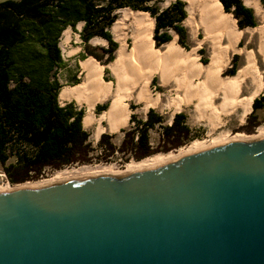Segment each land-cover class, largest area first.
<instances>
[{"label":"water","instance_id":"95a60500","mask_svg":"<svg viewBox=\"0 0 264 264\" xmlns=\"http://www.w3.org/2000/svg\"><path fill=\"white\" fill-rule=\"evenodd\" d=\"M0 264H264V138L0 194Z\"/></svg>","mask_w":264,"mask_h":264},{"label":"trees","instance_id":"16d2710c","mask_svg":"<svg viewBox=\"0 0 264 264\" xmlns=\"http://www.w3.org/2000/svg\"><path fill=\"white\" fill-rule=\"evenodd\" d=\"M152 0H8L0 3V162L12 184L39 177L47 168L61 169L75 164L109 162L121 154L122 165L131 160L141 161L160 152L179 149L195 139L197 133L187 123L184 112L175 115L172 124L151 109L147 119L135 114L134 125L123 130L121 145L113 142L114 135L103 134L98 149L84 128L83 109L73 104L62 106L59 95L62 84L59 73L65 63L60 39L68 28L80 32L86 44V54L102 63L116 59L118 43L110 31L118 19L117 12L130 8L149 13L156 21L154 45L158 49L173 40L170 30L179 35V45L189 49L188 31L183 22L188 18L185 3L176 1L164 10L151 6ZM226 13L234 15L238 28H255V12L244 0H220ZM102 38L109 43L92 47L89 42ZM243 42H240V47ZM86 55L82 59H86ZM233 67L228 74H236ZM156 82V79H154ZM108 104L97 110H107ZM264 109V96L256 98L247 126L258 127L256 112ZM161 128L158 145L151 141V131ZM11 159L14 161L8 163Z\"/></svg>","mask_w":264,"mask_h":264},{"label":"bare ground","instance_id":"6f19581e","mask_svg":"<svg viewBox=\"0 0 264 264\" xmlns=\"http://www.w3.org/2000/svg\"><path fill=\"white\" fill-rule=\"evenodd\" d=\"M197 2L198 0H189L188 12L190 17H188L186 23L192 27H195L194 15L199 10V8L197 9ZM202 4L203 6L200 8V25L208 35L205 41L212 43V54L207 65L203 66L198 62V58L194 55L195 51L187 52L182 49L177 43V38L165 44L164 52L156 49L153 39L155 19L150 18L145 13H133L127 10L123 19L111 27V32L121 42L118 55L110 64V69L115 75L116 81H106L105 67L91 57L81 62L84 75L83 82L73 87L63 88L59 99L61 101H71L75 98L79 103L85 104L87 114L83 123L87 127L93 125L96 121L93 110L97 103L112 96L115 89L111 105L106 112L104 111V114H101L99 120V123L101 120H106L110 131L115 133L130 122L131 112L125 101L131 97L134 91L138 90V100L145 102L148 108L155 107L158 105L160 98L155 97L151 91L154 75L161 73L164 82L169 83L170 75L174 74L176 75L178 110L185 101L189 103L198 96L200 98L198 104L200 115L202 118L209 120L214 127L219 126L223 116L237 109H242L244 114L242 118L245 121V117L252 110L255 99L264 90V73H260L254 53L248 51L246 53L247 63L234 76L224 77L223 71L229 64L230 52L242 51L238 48V44L241 41L243 31L238 28L234 16L225 12L220 0H203ZM245 4L254 6L258 12L262 10L259 1L246 0ZM130 18L131 23L127 25ZM128 27L134 31L132 35L133 46L130 48L127 47L124 41L125 37L123 38L122 34ZM248 29L251 32L256 30ZM257 30H259L257 32L260 37V50L264 55V24ZM65 36L63 42H69L70 36L68 34ZM96 41L107 43L104 39H97ZM224 41L225 45L223 44ZM183 68L188 69L187 77L181 73ZM195 78H200L201 81L196 83ZM181 92H183V96L179 94ZM218 96H221L222 100L216 108L214 100ZM97 131L100 135L105 131V128L100 125ZM261 138H264V126L260 128L259 133L255 136V139ZM239 139L242 140L243 138L236 137L233 140ZM228 140L226 136L219 137L214 144L221 145L228 142ZM212 146L214 145L195 141L177 154L156 155L145 158L130 164L124 171L111 172L108 170L102 175H128L137 171L157 168L186 155L207 150ZM65 172L67 173V170ZM88 176L92 177L94 175ZM71 179L73 178L24 184L15 188L10 185L0 186V194L23 188H43Z\"/></svg>","mask_w":264,"mask_h":264},{"label":"rangeland","instance_id":"374dc122","mask_svg":"<svg viewBox=\"0 0 264 264\" xmlns=\"http://www.w3.org/2000/svg\"><path fill=\"white\" fill-rule=\"evenodd\" d=\"M176 1L178 0H152L150 5L154 7H158L160 10H164L168 8L170 5L174 4ZM182 1L185 3L186 10L188 12L189 0H182ZM256 1H259L262 6V10L260 12H258L254 6H248V7L254 10L257 21H258V26L255 28H252V29H256L255 32H251V30L247 28L243 30V34H242L241 41H240V42H243V45L240 47V43L238 44V48L241 49L242 51H239V52L231 51L230 52L229 64L223 71L224 77H232L231 75L228 74V71L233 67V63H234L233 60L236 55L238 56V61L236 62V73L239 71V69H241L247 63L246 53L248 51L254 53L255 58H256L257 67L260 73H264V55L260 50V37H259V33L257 32L259 31L257 30V28L261 27L264 24V0H256ZM244 2L246 3V0H244ZM202 3H203V0H198L197 9L199 8V10H197V13L194 15L196 33H195V27H192L191 25H188L186 23V20L188 18L183 22V25L187 28V31H188L187 43L189 45V49L184 48V50L187 52L195 51L194 55L198 58V62L201 65L205 66L208 64L211 54H212V43L210 41H205L208 35L200 25V21H201L200 8H202L203 6ZM127 10L133 13H145V14H148L150 18H153L149 13L142 12V11H133L130 8H125L117 12L118 19L115 23L123 19L125 11ZM188 17H190L189 12H188ZM130 23H131V18L128 19L127 25ZM83 26H84L83 23L78 24L76 31L73 30L71 27L66 29L60 39L62 57L65 63L64 68L60 71L58 75L59 80L63 86L62 89L65 87H73L83 82L84 75L82 73V68H81V62L84 61V59H82L83 55H86L87 57L86 59L91 58V57L95 58L94 56H91V55L89 56L86 54V50H85L86 44L83 42L81 35H80V32L83 29ZM155 27H156V23H155ZM155 27H154V30H155ZM133 32L134 31H132V29L129 27L125 31L122 32L123 38L125 37L124 41L127 44L128 48L133 46V39H132ZM170 33L173 35V40L177 38V43L179 44V35L174 30H170ZM66 34L70 36L69 42H63V40L66 38L65 36ZM112 35H113L114 40L118 43V49L115 52V56H117L118 50L121 46V42L117 40V38L115 37L113 33ZM97 39H102V38H94L89 42V44L92 47H99V49H97L98 51L97 53L102 54V51L100 50V48L108 47L109 43L108 42L107 43L97 42L96 41ZM223 44L224 45L226 44L225 41L223 42ZM165 48L166 46L163 45L162 47L158 48V50H160L161 52H164ZM98 62L101 63L105 67V71H104L105 80L109 82H115L116 77L110 69V64L112 62L110 63H102L100 61ZM181 73L182 75L187 77L188 69L183 68L181 70ZM175 76L176 75L171 74L169 78V83H165L162 78L161 73H156L154 75L152 83H151V91L155 97L160 98L157 106L148 108L145 102L139 101L137 98L138 90H136V92L134 91L131 97L125 101V104L130 109L131 116L135 114L139 119H143V120L147 119L148 112L151 109H154L156 110V112L162 114L165 117L166 119L165 124H172L175 115L178 113L184 112L186 113L188 117L187 119L188 125L191 127L194 133H197L199 135V138L195 139L191 143L179 149H175L167 153L160 152L150 157H153L156 155L157 156H168L172 154H177L182 149L187 148L189 145H191L195 141L204 142L207 145L213 144L214 146L212 147H216V146H219L218 144L217 145L214 144L216 143L217 139L219 137H225V136L229 140L228 142H225L221 145L227 144L231 141H238V140H233L236 137L243 138L242 140L244 141L257 140L255 139V136L256 134L259 133L260 128L264 126V109L258 110L256 112V118L254 119V122L260 123L258 127L252 128L251 126H247L248 117L252 113L253 107H252L251 112L245 117V121H243V118H242L244 115L242 109H237L234 112L223 116V118H221L220 120L219 126L214 127L213 124L209 122V120L202 118V116L200 115V112L198 109L200 98L198 96L193 98V100L190 101L189 103L185 101L180 106V109L178 110V102L176 99L178 97V94L176 91L177 84H176ZM154 79H156V82H154ZM195 80H196V83H199L201 81L200 78L199 79L195 78ZM114 94H115V89H114V93L112 94L113 97H114ZM179 94L183 96V92ZM112 96L108 97L107 99H104L103 101H100L95 106L93 110V113L96 117L95 123L87 127L84 125V128L90 133V141L93 147L97 149L96 154H100V150L98 149V143L103 134L107 133L110 135H114L113 142L117 146H119L121 145L123 138L125 136V133L123 132V130H127L131 128L132 126H134L131 122H129L125 127H123L118 132L112 133L109 129V125L106 120H101L99 123V120L102 116L101 114H104V111L99 113V111L97 110V106L108 104V108H109L113 100ZM263 96H264V90L261 92V94L257 98H261ZM221 100H222L221 96H218L215 98L214 104L216 108H218V105L221 102ZM60 103L62 106L73 103L78 107V109H83L85 112V115L87 114V106L85 104L79 103L75 98L71 101H61L60 100ZM176 107H177V110H176ZM107 110H105V112ZM100 125H103V127L105 128V131L99 135L97 130ZM160 133H161V128L159 127L151 131V141H152V144L155 146L158 145ZM12 161H14V159H11L8 163ZM136 162H139V161L131 160L129 163L122 165L121 164L122 156L121 154H117V156L113 158L112 160H110L109 162L101 161V162H93L89 164H75V165L68 166V167L61 168V169L47 168L46 170L43 171V173L39 177H36L32 180L26 181L24 183L15 184V185L10 182L4 170V167L0 162V186L10 185L11 187L15 188V187H18L24 184H36L40 182L55 181V180L67 179V178L68 179L73 178L71 180H74V178L76 179L90 178L88 175L92 176V174L95 177H98V174L99 176H101L102 173H106L108 170H110L111 172L124 171L128 168L130 164H133ZM66 170H67V173L65 172ZM118 176H125V175H118Z\"/></svg>","mask_w":264,"mask_h":264},{"label":"crops","instance_id":"0c3cea01","mask_svg":"<svg viewBox=\"0 0 264 264\" xmlns=\"http://www.w3.org/2000/svg\"><path fill=\"white\" fill-rule=\"evenodd\" d=\"M5 1H8V0H0V3H1V2H5ZM247 29H248V28H247Z\"/></svg>","mask_w":264,"mask_h":264}]
</instances>
